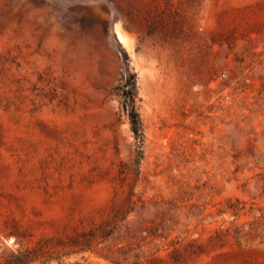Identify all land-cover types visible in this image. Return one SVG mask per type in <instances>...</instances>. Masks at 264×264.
Listing matches in <instances>:
<instances>
[{"label":"rangeland","instance_id":"1","mask_svg":"<svg viewBox=\"0 0 264 264\" xmlns=\"http://www.w3.org/2000/svg\"><path fill=\"white\" fill-rule=\"evenodd\" d=\"M0 264H264V0H0Z\"/></svg>","mask_w":264,"mask_h":264},{"label":"trees","instance_id":"2","mask_svg":"<svg viewBox=\"0 0 264 264\" xmlns=\"http://www.w3.org/2000/svg\"><path fill=\"white\" fill-rule=\"evenodd\" d=\"M122 55L125 60L124 72L121 73L114 89L116 95L120 98V108L128 118L130 130L132 131L135 140L134 163H139L142 158L143 130L139 114L135 106L136 77L134 72H130L127 54L123 53Z\"/></svg>","mask_w":264,"mask_h":264},{"label":"bare ground","instance_id":"3","mask_svg":"<svg viewBox=\"0 0 264 264\" xmlns=\"http://www.w3.org/2000/svg\"><path fill=\"white\" fill-rule=\"evenodd\" d=\"M114 32H115V34H116V37H117V40L120 42H122L123 44H125V45H129V40H128V38H126L125 36H124V34H123V32L118 28V26L116 25L115 27H114ZM120 42V43H121Z\"/></svg>","mask_w":264,"mask_h":264},{"label":"water","instance_id":"4","mask_svg":"<svg viewBox=\"0 0 264 264\" xmlns=\"http://www.w3.org/2000/svg\"><path fill=\"white\" fill-rule=\"evenodd\" d=\"M114 36L116 37V34H115V32H114ZM116 39H117V37H116Z\"/></svg>","mask_w":264,"mask_h":264},{"label":"built area","instance_id":"5","mask_svg":"<svg viewBox=\"0 0 264 264\" xmlns=\"http://www.w3.org/2000/svg\"><path fill=\"white\" fill-rule=\"evenodd\" d=\"M221 75L223 76L224 74L222 73Z\"/></svg>","mask_w":264,"mask_h":264}]
</instances>
